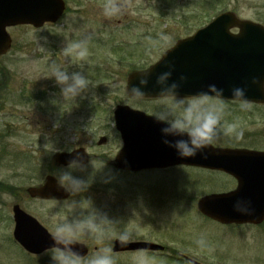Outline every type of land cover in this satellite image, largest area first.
<instances>
[{"label":"rangeland","instance_id":"1","mask_svg":"<svg viewBox=\"0 0 264 264\" xmlns=\"http://www.w3.org/2000/svg\"><path fill=\"white\" fill-rule=\"evenodd\" d=\"M65 2V13L55 24L8 28L12 46L0 57V182L5 184L0 190V264H52L48 253L32 256L13 241L7 221L13 198L7 191L40 182L55 152L81 146L95 156L85 170L74 172L84 179L91 177L87 190L64 201L26 199L23 207L53 232L70 219L69 201L81 200L87 208L89 199L114 223L102 226L100 237H81L91 249L85 260L104 247L112 249L118 233L128 231L130 241H154L167 250L161 254L112 251L116 264H136L141 253L150 264H185L176 260L174 251L206 264H264V223L224 224L197 208L203 195L234 188L226 174L187 165L138 172H121L113 166L122 146L114 125L116 105L148 114L158 106L159 99L129 96L126 80L131 70L148 67L170 47L159 42L161 34L169 36L173 45L227 10L264 23V0H123V14L112 18L102 13L104 0ZM86 36H91L86 61L65 53L68 43ZM54 62L70 71L83 63L92 86L75 100H65L54 78L47 77ZM39 93L45 94V100L23 98ZM225 105L224 120L238 123L243 137L222 136L215 143L264 149V106L252 104L251 109L241 110L237 102ZM102 135L107 141L99 145ZM201 239L203 246L197 243Z\"/></svg>","mask_w":264,"mask_h":264},{"label":"water","instance_id":"2","mask_svg":"<svg viewBox=\"0 0 264 264\" xmlns=\"http://www.w3.org/2000/svg\"><path fill=\"white\" fill-rule=\"evenodd\" d=\"M64 10L63 0H0V55L7 52L11 38L7 26L32 23L42 25L46 20L55 21ZM238 26L240 32L234 34L231 28ZM164 60H174L176 71L172 79L181 74L187 76V82L180 90L181 95L191 96L200 90H206L214 83L225 89L224 97L231 98V88L242 86L246 81L250 85L247 98L252 101H264V92L251 85L253 76H264V27L260 24L240 20L233 13L225 12L199 29L193 36L179 40L169 48L159 61L150 68L153 79L145 89L146 97H157L155 74L165 71ZM140 71L128 76L127 91L138 83ZM116 126L121 132L124 145L116 157L115 166L122 169L140 170L142 168L167 166L177 163L196 164L206 167L222 168L239 179L237 190L207 195L198 203L206 215L223 223H261L264 220V152L245 149L215 148L212 145L205 151L207 158L199 154L196 157L182 158L174 149L162 143L160 127L151 115L128 105H118L114 111ZM106 141L102 137L99 143ZM76 153L82 154L86 163L90 156L83 147L71 152H59L55 155L58 165H67ZM32 196L55 197L65 199L70 192L59 187L54 176H47L44 185L28 188ZM238 198L252 201L255 212L241 215L234 210ZM15 236L30 252L40 253L53 244L49 234L32 216L16 214ZM162 245L138 241L122 245L119 239L114 242V251L153 249L160 250ZM74 251L82 257L88 253L84 243L74 245ZM194 264H203L192 260Z\"/></svg>","mask_w":264,"mask_h":264},{"label":"clouds","instance_id":"3","mask_svg":"<svg viewBox=\"0 0 264 264\" xmlns=\"http://www.w3.org/2000/svg\"><path fill=\"white\" fill-rule=\"evenodd\" d=\"M125 8L123 0H104L102 13L108 18L117 17L123 14ZM90 39L91 36H86L68 43L64 48L65 53L75 55L81 62L86 61ZM169 41V36L161 34L159 42L171 46ZM155 43L158 42L154 41ZM162 67L166 70L155 74V86L159 90L156 96L159 103L151 116L161 125V140L164 145L174 149L182 158L196 157L199 154L206 159L205 150L220 137H234L236 140L243 137V131L238 123L224 120L226 105L223 87L211 83L206 86V90H200L191 96L181 95L180 90L187 82V76L181 74L178 79H172L176 71L174 60H164ZM69 68L54 62L49 66L47 77L54 78L65 100H75L92 86V82L84 71L83 63L78 67L79 70L70 71ZM138 73V83L128 87V95L140 100L147 96L145 89L152 81L153 73L150 70ZM251 85L264 92V76H253ZM249 86L246 81L242 86L231 88V99L238 102L241 110L252 108L247 98ZM81 157V153H76L65 167L57 171L55 177L59 187L75 195L85 192L91 183V177L84 179L74 175L76 170L83 171L87 167ZM87 200L89 202L87 208L82 206L81 200L68 202L70 219L55 227L51 234L53 244L50 249L45 250L50 255L52 264H116L111 247L100 249L88 260L74 251V245L83 243L81 240L83 235L97 234L100 237L103 235L102 226L114 223L106 214L97 210L89 199ZM233 207L241 215H252L255 212L252 201L244 198H238ZM118 239L122 245H126L131 239V233L120 232ZM197 243L204 245L202 239ZM136 264H150V261L145 253H141Z\"/></svg>","mask_w":264,"mask_h":264},{"label":"flooded vegetation","instance_id":"4","mask_svg":"<svg viewBox=\"0 0 264 264\" xmlns=\"http://www.w3.org/2000/svg\"><path fill=\"white\" fill-rule=\"evenodd\" d=\"M260 23H262V22H260ZM262 24L264 25V23H262ZM45 25H52V23H46ZM251 104H255V103H251ZM257 105L264 106V104H257ZM233 179L236 180L235 178H233ZM7 194L13 198V200L9 203V218L7 220L10 223V229H11V232H12V230L14 228V218H13V209H14V207L16 205H19L21 208L25 209L23 207V202L26 199L28 200V199H31V198L26 194L25 188H18V187L17 188H13L12 190L7 191ZM36 200H38V199H36ZM40 200H42V199H40Z\"/></svg>","mask_w":264,"mask_h":264}]
</instances>
